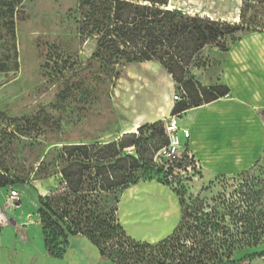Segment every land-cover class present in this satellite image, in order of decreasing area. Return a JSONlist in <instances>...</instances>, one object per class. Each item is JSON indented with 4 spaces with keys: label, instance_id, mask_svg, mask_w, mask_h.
Segmentation results:
<instances>
[{
    "label": "rangeland",
    "instance_id": "obj_1",
    "mask_svg": "<svg viewBox=\"0 0 264 264\" xmlns=\"http://www.w3.org/2000/svg\"><path fill=\"white\" fill-rule=\"evenodd\" d=\"M5 3L16 7L12 19H1L2 11L8 7H0V156L12 175L19 179L17 187L22 193L21 205L11 210L9 217L21 234L29 230V235L38 236V246L46 248L40 212H47L56 221L59 233L67 237L68 232L67 224L58 219L54 207L47 205L45 200L48 197L54 199L61 190L59 168L55 165L54 174L42 178L36 176L39 163L43 160L50 163L57 158L58 151L70 143L108 142L126 132H137L138 128L132 123L135 116H150L155 102L160 103L162 112L167 111L175 104L173 97L177 93L175 84L158 65L153 67V72H147L141 64L127 67L125 78L117 82L116 88L97 79L100 66L91 60L95 41L78 34V0H5ZM241 8L242 0H169L168 7L233 24L240 23ZM253 13L250 11L249 15ZM12 20L15 25L13 36L9 30ZM260 32H264V25L227 37L223 46L205 48L192 69L196 81L207 88L225 86L224 64L229 50L241 38ZM259 63L264 71V56ZM150 89L155 95L148 94ZM246 104L251 108L250 116L243 121V124L247 122L246 125L234 127L235 141L228 143L230 147L234 146L229 147L230 156L223 159L227 165H222L226 171L236 166V171H211L195 156L184 160L179 168L153 156L154 163L172 170L167 177L171 187L168 188L178 195L175 194L181 215L182 209L187 208L188 216L182 222L185 229L196 226L193 218L203 212L212 216L214 212L229 214L225 209L239 186L236 174L248 170L263 155L264 139L258 134V127L264 125V106L253 111L254 106ZM187 118L183 115L177 121L182 124ZM159 144L154 140L152 147ZM128 151L136 153L134 149ZM149 151L153 153L151 147ZM261 158L263 165L264 155ZM260 166L253 168L251 173L257 174ZM153 175L150 182L162 185L160 182L164 181V176ZM156 189L149 191L148 202L139 201L137 205L140 207L136 208L144 220L143 232H140L144 241L154 230L161 229L160 224H156L157 218H163L158 217V206L150 213L153 220L142 211V205L145 209H154L161 203L166 205L168 194H160ZM2 190L8 194L10 189ZM180 201L184 203L183 208ZM128 202V199L121 202L123 213ZM108 204L113 208L112 199ZM226 222L231 228V219L227 218ZM127 228L131 229L130 225ZM188 234L184 232V235ZM185 245L192 246L190 238ZM231 262L264 264V245L237 252ZM144 264L170 263L161 261L156 254H147Z\"/></svg>",
    "mask_w": 264,
    "mask_h": 264
},
{
    "label": "trees",
    "instance_id": "obj_2",
    "mask_svg": "<svg viewBox=\"0 0 264 264\" xmlns=\"http://www.w3.org/2000/svg\"><path fill=\"white\" fill-rule=\"evenodd\" d=\"M2 6L8 8L2 11L1 19H12L16 5L0 0ZM168 7L169 0H78L76 19L79 36L95 41L91 60L100 66L97 79L116 88L117 82L125 78L127 67L158 65L172 78L180 96L170 117L181 118L189 110L229 95L226 85L207 88L198 83L192 74L194 62L205 48L223 46L227 37L264 25V0H242L239 24ZM250 11H254L251 16ZM14 28L12 20V36ZM167 122L143 125L137 132L124 133L108 142L70 143L50 163H39L38 177H50L55 165L59 168L61 190L54 199L45 200L54 207L58 219L67 224L68 232L67 237L59 233L56 221L47 212L39 213L49 255L62 258L69 238L74 236H85L102 257L115 264H144L147 254H156L170 264H232L237 252L264 245V149L252 167L236 174L239 186L225 209L229 214L214 212L212 216L203 212L193 218L196 226L185 229L182 222L188 216L187 208L180 201L181 220L167 238L149 244L126 234L118 217L123 193L139 183L150 182L153 174L164 176L160 183L171 188L167 177L172 170L153 162V156L168 145L164 129ZM154 140L160 142L157 147H152ZM129 149L136 153H128ZM183 161L176 164L178 168ZM257 166L258 173H251ZM19 183L0 156V189H18ZM227 218L231 219V228L227 227ZM185 231L189 234L184 235ZM188 238L192 241L190 248L185 245Z\"/></svg>",
    "mask_w": 264,
    "mask_h": 264
},
{
    "label": "crops",
    "instance_id": "obj_3",
    "mask_svg": "<svg viewBox=\"0 0 264 264\" xmlns=\"http://www.w3.org/2000/svg\"><path fill=\"white\" fill-rule=\"evenodd\" d=\"M263 56L264 33H254L238 40L229 50L224 64L223 80L230 88L229 95L200 108L187 111L184 114L187 115V120L179 124L181 129H188L191 134L190 138L186 140L180 133L181 140L186 142L187 149L200 161L203 167H207L211 171L221 173L236 171V166L233 167V170H224L222 165L227 164L223 159L230 156L228 143L235 141L236 130L234 127L246 125L247 122L243 124V121L250 116L251 108L246 103L254 106L253 111H256L260 105L264 106V77L262 76L264 71L259 63ZM141 66L147 72H153L154 66L158 67L155 64ZM167 76L170 82H173L172 78ZM154 93L150 89L148 94L153 96ZM155 103V109L152 110L154 112L150 116H135V120L132 122L135 124V128L170 118L174 104L167 111L164 109L162 112L163 108L159 105L160 103ZM258 134L264 139V125L262 128L258 127ZM152 188H157L156 190L160 194H168L167 203L166 205L163 203L156 205L154 209H145L142 205V211H146L148 219H154L150 213L154 212L157 206L158 217L163 216L161 219L157 218L156 223L160 224L161 229L154 230L152 234H149L150 238L144 241V238L140 237L142 235L140 232H143L141 230L144 227L142 225L144 220L136 208L140 207L137 205L139 201L148 202L146 196H150L149 191ZM6 195L0 189V207L4 204ZM126 199L130 202H128L126 212L123 213L121 202ZM118 216L123 229L130 238L154 244L167 238L175 231L181 219V212L178 198L171 189L153 182H142L123 193ZM14 220L19 221L17 217H14ZM127 225H130L131 229H128ZM16 228L18 226L15 227V223L0 227V264H115L102 257L99 250L85 236L70 237L64 256L55 258L49 255L44 245L38 246L37 235H29V230L26 234L24 232L21 234V231ZM25 228L28 226L25 225Z\"/></svg>",
    "mask_w": 264,
    "mask_h": 264
},
{
    "label": "built area",
    "instance_id": "obj_4",
    "mask_svg": "<svg viewBox=\"0 0 264 264\" xmlns=\"http://www.w3.org/2000/svg\"><path fill=\"white\" fill-rule=\"evenodd\" d=\"M179 97V94H175L173 97L174 101H178ZM177 118L178 117H170L165 124L164 129L166 137L168 138V145L160 149L156 154L157 160L160 162L165 161L167 164L170 163L171 165L179 164L185 158H193L192 153L187 149L186 142L182 141L180 136L181 133L183 139L187 140L191 136L190 131L188 129H181ZM27 184H29V182ZM21 199L22 193L17 188H10L4 204L0 207V227L14 224L13 220L9 217V212L20 206Z\"/></svg>",
    "mask_w": 264,
    "mask_h": 264
},
{
    "label": "bare ground",
    "instance_id": "obj_5",
    "mask_svg": "<svg viewBox=\"0 0 264 264\" xmlns=\"http://www.w3.org/2000/svg\"><path fill=\"white\" fill-rule=\"evenodd\" d=\"M127 133V132H126Z\"/></svg>",
    "mask_w": 264,
    "mask_h": 264
}]
</instances>
